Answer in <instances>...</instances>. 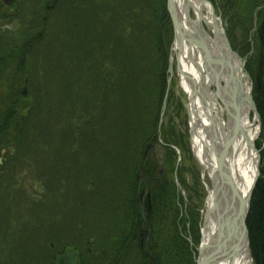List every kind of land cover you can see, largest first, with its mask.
Returning <instances> with one entry per match:
<instances>
[{"label": "trees", "instance_id": "1", "mask_svg": "<svg viewBox=\"0 0 264 264\" xmlns=\"http://www.w3.org/2000/svg\"><path fill=\"white\" fill-rule=\"evenodd\" d=\"M56 1V5L60 4L59 11L65 12V27L59 44L68 50V55L54 57V61L62 57L60 63L55 64H59L56 69L60 75L56 90L59 92L56 102L59 112L54 113L55 109L47 106L40 119L49 134L53 135V145L60 143V147L54 150L53 160L49 162L69 172L72 168L69 163L79 162L83 165L86 179L81 180L82 183L69 177L61 181L65 172H59V181L69 185V188L73 181L76 190L70 192L66 189L62 192L61 195L67 198L64 201L59 198H46L49 203L43 200V204L32 199L27 201L26 216L22 217L20 223L33 236L41 231H49L46 217L62 201L67 210L72 206L70 211L74 216H84V223L79 220L80 226L74 227L79 233L78 240L82 241V247L72 243L66 235L43 239L46 246L38 252L44 257L51 253L52 264L56 255L64 253L68 247L78 253L80 264H153L144 241L139 237L145 233L147 226L151 228L149 250L159 264H194L193 250L187 240L189 234L185 225L180 227L179 220L193 222L197 213L194 209L188 211L189 206L186 205L184 213L179 214L176 187L170 179L173 173L171 165L168 166L170 174L167 173L161 182L150 184L143 205L147 226L141 222L139 228L136 217L139 164L145 145L156 139L166 89L170 37L164 26L166 23L171 26V21L165 0ZM43 4L46 12L52 9L57 12L56 7L50 8L53 2L51 5ZM31 40L28 46L36 45L33 37ZM8 43L14 44V41ZM16 46L19 48L21 44ZM62 71H67V75ZM256 85L253 99L262 113V88L260 84ZM11 111L14 115L15 111ZM50 115L56 123L53 127ZM18 122L17 117H11V122L5 124L7 132L4 135L12 136L21 131L23 124L19 127ZM168 124L160 129L163 141L184 149L186 129L175 126L172 121ZM94 141L99 144L88 151V156L86 147L94 145ZM169 151L174 152L171 148ZM38 152L36 148L34 156L39 155ZM147 165V174L154 173L152 161ZM37 172L47 174L48 170ZM49 191L54 192L53 189ZM85 194L88 198H80ZM8 196V211L13 212L17 209L13 203V190ZM2 199L7 200V197ZM83 201L85 206H89V221L87 215L82 214ZM120 212L122 219L118 218ZM40 213H44L45 217ZM102 214L112 216L117 234L105 228L104 222L100 221L105 216ZM29 218L33 222L32 227L27 223ZM60 223L64 224L63 218ZM246 225L253 264H264V169L251 195ZM7 259H4V264L8 263Z\"/></svg>", "mask_w": 264, "mask_h": 264}, {"label": "rangeland", "instance_id": "2", "mask_svg": "<svg viewBox=\"0 0 264 264\" xmlns=\"http://www.w3.org/2000/svg\"><path fill=\"white\" fill-rule=\"evenodd\" d=\"M207 1L211 3L214 14L219 19L221 30L225 33L232 50L236 52L238 58L240 57L242 71L248 76V78L246 77L243 79V83H245L248 88L255 111H253L246 102L245 104L250 110V118L253 124L252 128L253 130L256 129L253 146L256 150V152H254L260 158L259 166L261 176L262 169H264V0H254L253 3L252 0ZM52 2L53 5L50 6V8L56 7L57 12L55 9L46 12L44 10L45 6L44 4L42 5V3L51 5ZM56 3V0H14L12 4L7 5L4 0H0V264H4L6 261L4 259L6 258H8L7 264H52L51 253L48 254L47 257H44L38 252L41 247L45 248L46 245L43 239L48 237L50 240L52 238L55 239L58 235H66L72 243L81 245L82 247V241L78 240L79 233H76L74 227L80 226L78 224L79 220H83L84 223V216H74L70 211L72 206L67 210V206H65L63 202L67 198L61 195L66 189H69L70 192L76 190V184L71 181L69 188V185L67 186L60 182L59 180L61 178L59 172H65L61 181H64L65 177H69L70 180L77 179L82 183L81 180L86 179L84 176L85 172L83 171L84 168L79 162H72L69 163L72 165L69 172L64 170L62 166L57 168L56 165H53V162H49V160H53L54 150L60 147V143L53 145V135L51 136L49 134L45 123L43 124L40 119L47 106L55 109L54 113L59 112L58 105L56 104L59 92L56 90L60 75L56 69V67L59 68V64L57 66H55V64L60 63L62 57H59L55 61L54 57L56 55L63 57L68 55V50L66 48V50H64V47H61L59 44L62 40L65 27L63 22V15L65 12L59 11L60 8L58 7L60 4L56 5ZM206 4L208 5V3ZM189 14L193 17L191 11ZM164 27H167V35L170 37L168 38L166 89L160 107L156 139L151 140L145 145L142 159L139 164L136 217L138 219L139 228L141 222L147 226L146 213L143 205L150 184L154 181L161 182L168 173V166L171 165L173 173L170 179L174 182L176 187V202L179 205V214L181 212L184 213L186 205L187 207L189 206L188 211L194 209L197 213V217L193 220L194 223L190 220L186 222L183 219L179 220L180 227L185 225L189 234L187 240L193 250L192 258H194L193 262L196 264V259L199 258L198 249L203 242L202 236L206 200L209 189H212V181L210 179V173L201 166L193 150V134H191L192 124L187 109L189 95L181 86L180 76L176 70L172 22L171 26L169 23H166ZM142 35L140 34L143 38L144 35ZM32 37L35 39L36 45L34 43V46H28V44H31L29 41ZM11 41H14V44L8 43ZM19 44H21V46L18 48L16 45ZM72 54L74 55V53ZM47 55L51 57H47ZM62 73L67 75V71H62ZM256 83L257 85L260 84L262 88L263 99H260V104L263 109L262 113L258 111L257 103L253 99L254 84L256 85ZM220 84L223 86V81H221ZM209 90L211 92L216 91L212 83H209ZM244 92H247L246 88H244ZM215 99L219 106L224 107V103L220 97H216ZM11 110L15 111L14 115ZM11 117H17L19 127L23 124L22 129L18 131L17 134H13L14 136H11V134H6L5 136L4 133L7 132V125L5 124H8L6 122H11ZM228 117L230 118L231 116L224 112L222 118L227 120ZM50 121L53 127L56 123L52 115H50ZM170 121H172L175 126L186 129V138L184 139L186 140V145L184 149L168 143L166 144L163 141L160 129L162 126H167ZM168 126L171 127V124H168ZM16 128L17 127H15V129ZM32 129L35 130V133L32 132ZM20 135L22 136L21 138L18 137ZM209 135H212L210 130ZM15 141L17 143H15ZM97 144H99V142L94 141V145L87 146V154L88 151H91V148H95ZM36 148L39 150V155L34 156ZM166 148L169 149L166 150ZM170 148L174 150L173 153L169 151ZM39 156H41L40 160ZM65 156L67 157L66 154ZM144 159L145 164L143 166ZM149 161L153 163L152 170L155 169L154 173L151 174H147L149 173V171H147V163ZM76 169L80 170L73 173ZM41 170H48L49 174L37 172ZM54 170L57 172L55 173ZM49 189L54 190L53 194ZM12 190L15 198L13 203L17 206V209L13 212H9L8 195ZM4 196L7 197V200L2 199ZM85 196H87V194L80 198H88ZM46 198H59V200H63L58 203L46 217L49 226H52L54 229L49 227L50 230L47 231L48 233H42L41 231L40 233H36V236H33V233L32 235L28 234L29 231H25L27 229L20 223L22 217L26 216L24 212L27 211V201L32 199L34 202L41 203L43 200H46ZM43 203L44 202L41 204ZM45 203H49V201L47 202L46 200ZM83 205L84 206L81 204L84 209L82 214L87 215V221H89V206H85L84 201ZM139 206L142 207L144 217L138 212ZM77 208H79V205H77ZM125 208V212L128 216V209L126 206ZM3 214H6L8 219ZM13 214H15V217ZM40 216L45 217L44 213H40ZM122 216L120 212L118 218L122 219ZM62 218L64 219V224L60 223ZM45 221L46 219H44V222ZM100 221H103L105 228H108L114 235L117 234L115 233L116 224H113L114 220H112V216L105 215L102 219L100 218ZM27 223L31 224L30 227L33 226V222L30 221V218ZM122 229V232H124V228ZM247 232L249 240L248 228ZM150 235L151 228L147 226L145 233H141L139 237L144 241L145 248L149 251L148 254H151L152 257L150 254L149 256L154 264V259L157 262L158 260L149 250ZM224 240L225 239L220 240L216 246H222ZM55 243L54 241V245ZM227 246H229L228 242L225 243L226 248ZM226 248L221 247V249H224L223 253ZM227 250H229V254L233 252V250L229 248H227ZM211 251H213V249H209V253ZM66 252L76 253L78 256V264H80L79 255L72 247L66 248L64 253ZM64 253L57 254L53 264H55L56 258ZM249 253L251 256V264H253L251 251Z\"/></svg>", "mask_w": 264, "mask_h": 264}, {"label": "bare ground", "instance_id": "3", "mask_svg": "<svg viewBox=\"0 0 264 264\" xmlns=\"http://www.w3.org/2000/svg\"><path fill=\"white\" fill-rule=\"evenodd\" d=\"M176 3L185 31L188 33L196 31L199 34H202L201 30L205 31L207 48L212 53L221 55L226 53L223 38L217 33V31L221 30L219 19L212 18L209 6L201 0H176ZM187 4H189L188 14L184 12ZM190 11L194 18L190 16ZM188 19L193 22L191 23ZM179 62L183 74L180 76V84L190 98L189 110L193 126V150L201 166L210 173L216 170V163L213 153L207 146L212 137V135H209V130L214 133V149L220 151L225 144L226 138L232 136L234 128V122L231 117H228L227 120L222 118L224 112L227 114V109L218 105L215 95L209 90V83L216 79L217 75L224 80L225 74L223 72L221 75L220 73L216 75L218 71L213 72L209 65H205L201 54L194 45L186 41L182 46ZM232 64L236 67V59H232ZM245 88L248 90L246 85ZM237 122L240 130L234 133L232 141L226 149L225 160L228 164L229 174L233 178L241 198L245 199L251 190L255 178L257 156L251 147L256 136V129L253 130L252 128L250 110L245 101H242L239 105ZM215 204L219 209H215ZM225 204L228 207L225 209V214H223L221 210H224ZM231 210L228 199L225 202L221 199L219 193L215 194L214 188L209 189L204 216L201 256L209 249H213L207 247V242L210 241L209 245L215 243L216 240H219V235H222L223 239L226 238V231H228V226L231 224L227 220L228 225H226L220 215L224 219L229 216L234 219L235 216ZM238 229L239 226L235 222V230L237 231ZM222 248H225V246ZM238 250L236 257H227L229 255V250H227L224 255H220L219 259L212 264H251L246 242H243ZM218 252L223 254V249L219 248L216 253Z\"/></svg>", "mask_w": 264, "mask_h": 264}, {"label": "water", "instance_id": "4", "mask_svg": "<svg viewBox=\"0 0 264 264\" xmlns=\"http://www.w3.org/2000/svg\"><path fill=\"white\" fill-rule=\"evenodd\" d=\"M202 2L208 3L210 6V14L213 19L217 18L214 14V9L211 5V3L207 0H201ZM4 2L9 5L14 2V0H4ZM166 8L170 15L172 27L174 30V48L175 51V57H176V70L179 76H182V71L180 69V54L182 50V46L184 42H188L191 45H194L196 50L202 55V60L205 65H209L210 68L213 70V72L218 71V73L225 74V78H219L217 75L216 79L210 78L212 81V84L215 86L216 91L214 93L215 97H220L222 99V102L224 103V107L227 109V114L232 117V120L234 122V128H233V134L230 137H227L225 140V144L222 147L220 151H217L214 149L215 139H214V133H212L211 141L207 144L209 150L214 155V160L216 163V170L210 172V179L212 181V188L215 189V194H220L221 199H223L225 202L228 199L230 202V206L232 208L231 211H233V215L235 216L234 219H232L230 216L226 219H224L221 215L220 217L223 219L224 223L228 225V221H230V224L228 226V231H226V238L222 242V247L225 246V243L228 241H231V250H233L232 253L229 255L231 257H234L236 253L238 252V249L240 245L243 242H246L248 246V232L245 225V219L248 212V205H249V199L251 195V191L254 187V184L260 175V158L257 155L256 156V174L253 181V185L251 187L250 192L248 193L247 197L245 199L241 198L238 188L236 187L235 182L233 181V178L229 174V168L227 161L225 160L226 156V149L230 145L233 135L237 130H240V126L237 122V114L239 105L242 101H245L250 108L255 111V107L253 105V102L251 101L250 93L247 90V92H244L245 83H243V79L248 76L242 71L241 66V59L240 57H237V54L235 51L232 50L229 41L225 35V33L222 30L217 31V33L220 35L221 38H223V45L225 47L226 53L223 55L212 53L206 46L205 38L206 33L205 31L201 30L202 34L197 33L194 31L193 33H188L183 28V25L181 23L180 15L177 11V3L176 0H166ZM189 11V4L186 5L184 12L188 14ZM191 23L193 22L191 19H188ZM232 59H236L237 65L236 67L232 64ZM236 72V73H235ZM188 79V78H187ZM214 81V82H213ZM223 81V86L220 84V82ZM231 89V91H230ZM190 98H188V101ZM190 102L187 105L188 109V115L191 119V113L189 110ZM192 124V121H191ZM191 134H193V126L191 125ZM253 150L254 149L253 144L251 145ZM145 164V159L143 160V166ZM226 205V204H225ZM227 205L224 208V210H221L223 214H225V209H227ZM215 209L217 208V205L215 204ZM138 212L141 214L142 217H144L142 207H138ZM232 216V214H231ZM235 222L236 225L239 226V229L235 230ZM222 237V235H220ZM219 236V240L221 237ZM221 243V242H220ZM202 243L200 245V248L198 249L199 252V258L196 259V264H207L211 261H217L216 259L217 255H215L216 251L220 248L221 245L216 246L218 248H215L213 251L209 253L205 259H201V251H202ZM207 247H212L211 245H207ZM233 248V249H232ZM225 251H227L225 249ZM249 251V246H248ZM250 252V251H249ZM150 254V253H149ZM250 255V253H249ZM151 256V254H150ZM229 256V257H230ZM152 257V256H151ZM154 259V258H153ZM213 259V260H212ZM251 259V256H250ZM55 264H78V256L74 252H66L63 255L59 256L55 260ZM154 264H158V262L154 259Z\"/></svg>", "mask_w": 264, "mask_h": 264}]
</instances>
